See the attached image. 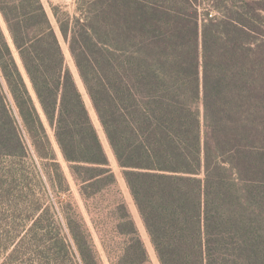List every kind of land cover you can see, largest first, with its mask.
Wrapping results in <instances>:
<instances>
[{"label": "trees", "instance_id": "16d2710c", "mask_svg": "<svg viewBox=\"0 0 264 264\" xmlns=\"http://www.w3.org/2000/svg\"><path fill=\"white\" fill-rule=\"evenodd\" d=\"M76 5L53 14L160 263L264 264V0ZM0 16V177L55 191L46 264H105L94 232L111 264H148L43 0H0ZM49 128L90 221L63 205Z\"/></svg>", "mask_w": 264, "mask_h": 264}, {"label": "rangeland", "instance_id": "374dc122", "mask_svg": "<svg viewBox=\"0 0 264 264\" xmlns=\"http://www.w3.org/2000/svg\"><path fill=\"white\" fill-rule=\"evenodd\" d=\"M62 1L69 2L70 4L58 3ZM71 1L73 2V0H44L47 11L50 14V17L59 35L65 54L66 66L74 74L75 80L80 90L84 94V98L89 108L91 117L99 132L111 166L115 172L117 178V193L119 197L126 203L128 210L130 211L138 231L145 243L149 259L148 264H161L151 241V237L147 231L144 220L126 183L123 170L115 158L112 148L98 120L97 114L92 106L90 98L85 90L84 84L78 74L77 68L68 49V43L63 38L57 20L54 17L53 5L58 7L61 16L67 12L72 15L75 14L77 5H74ZM49 2H52V5L49 4ZM1 21L3 26L6 28L2 18ZM49 132L57 159L70 183L71 188L69 193H66V195L61 197V200H63V205L66 208H71V214H74L77 208L81 209L82 213L90 221V216L87 215L86 212L84 200L80 195L79 185L73 177L70 165L64 159L61 153L52 128H49ZM30 164V161L29 163H26L27 169H29L28 167ZM1 165L4 164L2 163ZM30 172L32 171L30 170ZM63 186H66L64 182ZM54 194L55 191L49 189L44 184V182H40L38 176H36V173H25L24 177H21L17 180L13 177H0V264H40L41 259L44 261V264H46L47 257L54 254L55 248H53V243L51 242L49 244V242L46 240V237L44 236L46 234V225L54 230L53 233L56 232L55 228L57 227L58 219H56V216L53 215V212L47 211V208H45L48 196ZM42 205L45 206L42 207ZM95 206H102V203L99 199H97ZM68 211L70 212L69 209ZM42 215L45 218L43 232H39L37 229L33 230V221L36 219V217ZM94 234L95 241L102 252L105 264H111L107 254L104 253L102 249L99 235H97L96 232H94Z\"/></svg>", "mask_w": 264, "mask_h": 264}, {"label": "crops", "instance_id": "0c3cea01", "mask_svg": "<svg viewBox=\"0 0 264 264\" xmlns=\"http://www.w3.org/2000/svg\"><path fill=\"white\" fill-rule=\"evenodd\" d=\"M43 2H44V0H43ZM72 2V1H71ZM52 2H49V4H51ZM58 3H63V4H66V3H69V2H66V1H62V2H58ZM74 5H76L77 4V0H73V2H72ZM44 4H45V2H44ZM70 4V3H69ZM52 5V4H51Z\"/></svg>", "mask_w": 264, "mask_h": 264}]
</instances>
